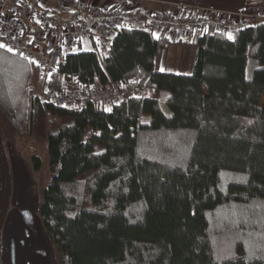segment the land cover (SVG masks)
I'll use <instances>...</instances> for the list:
<instances>
[{
    "label": "trees",
    "instance_id": "trees-1",
    "mask_svg": "<svg viewBox=\"0 0 264 264\" xmlns=\"http://www.w3.org/2000/svg\"><path fill=\"white\" fill-rule=\"evenodd\" d=\"M169 41L139 25L66 55L51 90L131 83L156 95L109 109L40 104L37 70L0 47L6 155L39 119L59 122L38 207L58 264H264V20L232 39L211 28L178 41L195 49L189 74L155 71Z\"/></svg>",
    "mask_w": 264,
    "mask_h": 264
},
{
    "label": "built area",
    "instance_id": "built-area-1",
    "mask_svg": "<svg viewBox=\"0 0 264 264\" xmlns=\"http://www.w3.org/2000/svg\"><path fill=\"white\" fill-rule=\"evenodd\" d=\"M140 1L143 0H125L117 7L96 8L82 0H0V45L37 70L33 99L42 105L70 109L86 99L112 105L127 94L137 97L151 94L148 89L133 87L131 83L80 90L77 94L48 88L50 78L65 62L67 54L108 40L120 28L142 25L154 36L178 33L183 38L213 28L233 37L244 26L264 20L243 11L204 6H189L194 9L191 12L188 6H182L186 11L180 12L177 4H170L171 12L138 13L136 4Z\"/></svg>",
    "mask_w": 264,
    "mask_h": 264
},
{
    "label": "crops",
    "instance_id": "crops-1",
    "mask_svg": "<svg viewBox=\"0 0 264 264\" xmlns=\"http://www.w3.org/2000/svg\"><path fill=\"white\" fill-rule=\"evenodd\" d=\"M115 1L123 0H83L86 5L96 8L108 7ZM137 4L138 8L151 12H171L172 6L169 4H177L180 12L186 11L182 6H188L189 12L194 10L190 7L204 6L243 11L264 19V0H143ZM169 38V43L159 53L161 67L158 71H162L171 62L178 70V73H171L189 74L184 72L192 69L195 50L191 45L177 43L171 36ZM186 39L188 38L185 37ZM177 45H181L180 52L178 55H171V50L178 48ZM7 158L11 175V206L0 233V264H57L54 246L38 213L39 200L34 205L24 201L25 190L35 187L29 164L12 147L7 149Z\"/></svg>",
    "mask_w": 264,
    "mask_h": 264
},
{
    "label": "rangeland",
    "instance_id": "rangeland-1",
    "mask_svg": "<svg viewBox=\"0 0 264 264\" xmlns=\"http://www.w3.org/2000/svg\"><path fill=\"white\" fill-rule=\"evenodd\" d=\"M111 5H113V4H111ZM136 5L138 6V4H136ZM164 35L167 36L168 38L171 36V38L172 39L174 38L177 42L183 41L185 39V38H183L184 36H182L181 34H178V33L172 34V35H169V33H168V35L167 34H164ZM186 37L188 39L191 38L188 35ZM188 39H186V40H188ZM179 46L181 47V45H177L178 48L172 49L170 54L171 55H174V54L178 55V53L181 50ZM102 48H103V46H102ZM87 49H89V47H86V49L83 47H80L78 49V51L87 50ZM92 49L95 50L96 48L94 47ZM193 50H195V49L193 48ZM99 52L103 53L102 49H100ZM189 60H190V63H192L191 56H190ZM155 62H156L155 63V71H158V69H160V67H161L159 54L156 57ZM190 69L191 68H189V70L184 72V73H190V71H191ZM159 72H170V73L176 72V73H178V70L175 67V65H173L171 62H169L168 66H165V68H163V70L159 71ZM249 73H250V70L247 69V75H249ZM34 90H35V86H34ZM162 96L167 97L168 93L162 92ZM147 97H156V95L152 93ZM108 106L109 105H105V109H109L110 106L109 107ZM58 123L59 122H57V120L55 118H53L49 115H46L44 118L39 119L38 121H36L34 123V125L31 127V130L29 131V133L24 132V134L19 135L17 137L18 147L13 148V149H16L17 151H19V153H21L22 157L28 162L29 167L31 169L32 182L35 184V187H33V189L27 188L24 192V201L30 205H34L36 203V201H38V200L40 203L41 196H42V190L49 183L50 171H49V160H48V155H47L46 136L49 132L56 131ZM8 148H11V147L8 145ZM32 155H36L41 162L40 170L37 173H35L33 171V168L31 165L30 158ZM35 188H37V191L35 190ZM10 206H11V196H10L8 208H10ZM41 222H42V220H41Z\"/></svg>",
    "mask_w": 264,
    "mask_h": 264
},
{
    "label": "water",
    "instance_id": "water-1",
    "mask_svg": "<svg viewBox=\"0 0 264 264\" xmlns=\"http://www.w3.org/2000/svg\"><path fill=\"white\" fill-rule=\"evenodd\" d=\"M0 233L8 211L11 196V175L8 158L0 136Z\"/></svg>",
    "mask_w": 264,
    "mask_h": 264
},
{
    "label": "snow or ice",
    "instance_id": "snow-or-ice-1",
    "mask_svg": "<svg viewBox=\"0 0 264 264\" xmlns=\"http://www.w3.org/2000/svg\"><path fill=\"white\" fill-rule=\"evenodd\" d=\"M233 37L231 35H229V39H232ZM3 45H0V47H2Z\"/></svg>",
    "mask_w": 264,
    "mask_h": 264
}]
</instances>
